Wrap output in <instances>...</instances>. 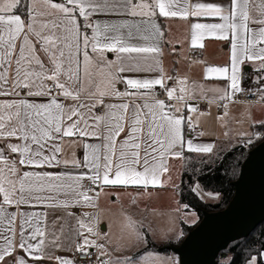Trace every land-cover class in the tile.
<instances>
[{"label": "snow or ice", "instance_id": "1", "mask_svg": "<svg viewBox=\"0 0 264 264\" xmlns=\"http://www.w3.org/2000/svg\"><path fill=\"white\" fill-rule=\"evenodd\" d=\"M173 4L179 5L180 0H121V6L132 16L149 18L141 24L149 26L153 37L162 36L159 26L151 20L156 9L162 17H220L223 23L192 25L193 45L205 35L228 40L231 34L230 64L207 68L208 73L228 81L220 99L231 100L241 92L244 75L251 68L257 73L256 83L264 85V0H229L226 5L197 2L190 7L188 0H183L184 6L177 10H172ZM25 9L26 16L22 17ZM97 9L96 0H31L27 6L22 0H0V96L17 97L0 101V264H42L46 259L74 264L51 254L54 248L63 250L65 217L49 221V213L25 212L22 205L42 204L62 210L78 225L74 232L83 243L73 241L76 251L90 256L87 248L95 247L100 256H106L105 245L90 238L99 235L92 224V214L84 213L85 220L73 216L67 211L69 208L95 207L99 193L96 197L89 195L95 191L93 185L101 190L117 185L163 187L161 177L169 172L166 157L183 158L185 146L188 152L213 150L212 145L185 141L184 117L175 115L179 108L166 105L152 92L154 86L160 85L170 100L191 99L185 81H180L185 85L180 95H174L176 89L167 87L163 75L125 81L121 75L124 72L152 70L151 65L141 67L140 58L134 54L161 53V49L135 46L120 35L111 34L129 27L127 39H131L141 32L140 25H105L101 31L99 23L93 25L90 19ZM99 10L104 11L105 7L99 6ZM78 17L83 18L84 28L92 29L91 36L81 32ZM101 36L109 42L102 43ZM107 53H114L115 60H109ZM118 84L136 91L121 92ZM23 90L27 91L21 96ZM61 96L74 103L65 104L59 99ZM27 97L49 99L35 102ZM129 97L142 103L123 102ZM110 98L122 102L106 103ZM261 99L264 100V89ZM98 108L105 110L103 114L96 112ZM126 124L128 133L117 145V137L125 131ZM73 136L96 137L101 143L83 144L88 150L83 162L58 157L63 148L57 140ZM69 165L89 169L91 174L71 176L24 170ZM60 194L64 199H60ZM13 208L15 211L10 210ZM100 264H110V259L101 260ZM124 264L133 262L126 258ZM249 264H257V259L253 257Z\"/></svg>", "mask_w": 264, "mask_h": 264}, {"label": "crops", "instance_id": "2", "mask_svg": "<svg viewBox=\"0 0 264 264\" xmlns=\"http://www.w3.org/2000/svg\"><path fill=\"white\" fill-rule=\"evenodd\" d=\"M24 1V2H23ZM62 2V0H61ZM134 3H140L141 0H133ZM149 3L153 0H148ZM213 3L217 5H226L229 0H188L189 7L195 3ZM23 5L27 6L31 4V0H22ZM98 9L94 12L90 19L93 25L99 23L101 31L105 25H120L127 23L129 26L140 25L141 32L134 35L133 38L127 39V33L129 27L120 28L119 33H111L112 35H120L125 38L126 42L135 46L142 47H159L161 53H142L134 54L140 58V66L147 67L151 65L152 70L142 71H129L124 72L121 75L125 81L127 79H157L161 75L165 77V83L169 89H176L174 95H180L182 85L180 81H185L189 94L194 100H208L211 103L210 111L206 114L191 111L193 105H189V110L186 108L183 100L177 101L176 108H179L175 115L184 117V123L186 116L190 115L195 124L201 127L200 132H193L187 134L184 130L185 141L191 140L193 144L200 145H212L213 150L211 153H196L188 152L185 146L183 158H175L168 156L165 158L166 163L169 165V172L165 173L161 180L164 181L163 187H153L149 185L147 188L142 185H117V186H106L101 190L99 187L89 193L90 196L96 197L99 193L98 199H95V207H74L69 208L67 211L71 212L73 216L85 218L84 213H90L94 217L92 224L98 231V236H92L91 239H96L97 243H103L105 245L106 256H100L99 250L95 247L87 248V250H94L101 260H109L110 264L115 262L116 249L112 245L111 240L107 239V234L110 230L116 233H122L120 225H129L134 233L136 239L141 241L142 230L146 229L150 238H153L152 228L155 230L160 229L164 232V235L169 234L170 225L172 219L176 216V223L178 230L176 237H168V242L173 244H179L186 237L182 225L196 226L200 221V217L194 213L193 210L187 209L185 205L181 203V186L182 176L185 171L186 158L187 156H197L203 158H213L217 156H223L234 149L242 146L243 140L250 138L255 130L260 131L264 128V104H244L237 103L234 98L244 92H259L258 89L261 84L256 83L257 73L255 68H251L245 73L242 81V91L236 93L231 100H222L220 96L223 94V90L228 84V81L224 78H219L216 73H208L207 68L209 67H225L230 64L231 55V34L229 33L228 40L216 39L212 36L205 35L201 40L197 41L196 45L192 44L193 29L192 25L195 23L201 24H212V23H223L220 17H193L188 16L187 18L177 17H162L159 15V10L156 9V15L151 17V20L155 22L162 33V36L153 37L152 30L148 25L141 24V21L148 20V17L143 16H132L129 11L121 6V0H108L105 5V0H96ZM99 6H104L105 10L100 11ZM183 0H180V4L172 5V10H177L178 7H183ZM22 17L26 16V9L21 13ZM78 22L81 23V32L87 33L89 36L92 35V29H86L83 27V18L78 17ZM255 27V25H253ZM145 28H149L148 31H144ZM135 32V28H132ZM148 37V39H144ZM101 42L104 41L103 36L99 37ZM202 45V46H201ZM89 54L91 48H88ZM41 58L44 59L47 64V59L43 53H40ZM109 60H115L114 53H107ZM149 57L144 60L143 57ZM154 57V59H152ZM82 58V57H81ZM162 69V72H161ZM172 77V79H167ZM51 84V82H49ZM196 86V87H194ZM118 89L123 91L135 92V89L129 88L126 84H118ZM23 90L21 96L24 95ZM147 91V90H141ZM153 94L160 100L162 95L167 96V93L160 85L154 86L152 90ZM261 93V92H260ZM17 97L11 96H0V101L7 99H16ZM30 101L35 102H47L48 97H27ZM65 104L74 103L71 100L65 101L61 96L59 97ZM226 101L223 105V112H218L217 108L220 102ZM122 101L118 98L106 99V103H121ZM123 102H135L142 103L141 100H134V98H126ZM226 105V107H225ZM194 109V108H193ZM105 110L103 108L96 109L98 114H103ZM131 115V110H129ZM75 119V117H74ZM70 123V122H69ZM91 123V121H90ZM264 132V131H262ZM128 133V125H125V131L120 133L117 137V145L124 140ZM203 133V135H201ZM17 143L18 141H13ZM57 143L62 145V153L57 154L62 159L69 161L76 159L83 162L84 157L88 154V150L83 147V144H100L101 140L96 137H65L63 141L57 140ZM28 171H46L53 173H66L71 176H76L81 173H90L89 169L86 168H72L69 165L67 168L64 167H53V168H26ZM138 170L142 171V168ZM84 184H88L87 180L83 181ZM47 195V193H45ZM172 198V201L170 200ZM60 199H64L63 194H60ZM172 202V204H171ZM171 204V205H170ZM171 206V207H168ZM15 211V209H10ZM21 210L25 212H47L48 220L51 221L58 216H64V243L63 250L61 248H54L51 250L53 257H63L74 261V264H78L76 260V241L83 243L82 238H78L75 235L74 229L78 228L76 220L72 217L67 216L62 210L49 209L44 207L42 204H37L34 207L22 205ZM170 213V214H168ZM171 215V216H170ZM194 215V216H192ZM187 217H190L187 219ZM123 220V222H122ZM121 221V222H120ZM155 225V227H150ZM157 226V228H156ZM159 227V228H158ZM112 228V229H111ZM137 232L139 233V239L137 238ZM85 235L88 233L85 231ZM121 235V234H120ZM114 236L117 237V234ZM68 237H71L70 239ZM177 240V241H175ZM131 252V250H130ZM152 252L148 251L143 256L138 257L135 263H139L141 258L151 256ZM165 262L167 264H174V258L171 255H164ZM256 259L257 257L254 256ZM264 260V253L262 255ZM150 263V261H149ZM249 263V262H248ZM247 263V264H248ZM42 264H57L55 259H46ZM100 264V263H99ZM258 264V259H257Z\"/></svg>", "mask_w": 264, "mask_h": 264}, {"label": "water", "instance_id": "3", "mask_svg": "<svg viewBox=\"0 0 264 264\" xmlns=\"http://www.w3.org/2000/svg\"><path fill=\"white\" fill-rule=\"evenodd\" d=\"M233 186L234 196L225 209L204 211L179 245L165 247L179 264H218L231 243L248 238L264 223V141L249 151Z\"/></svg>", "mask_w": 264, "mask_h": 264}, {"label": "trees", "instance_id": "4", "mask_svg": "<svg viewBox=\"0 0 264 264\" xmlns=\"http://www.w3.org/2000/svg\"><path fill=\"white\" fill-rule=\"evenodd\" d=\"M260 131H264L261 128ZM249 153L243 146L222 156L215 168L203 166L198 172L189 174L186 169L182 176L181 203L189 210L196 212L200 220L203 212H217L225 209L234 196L235 182L240 174L242 163ZM193 157V156H187ZM198 183L206 192L219 195L217 202L203 201L193 190V186ZM200 222V221H199ZM197 226V225H196ZM196 226L188 227L183 225V231L187 235ZM147 246L139 251L135 257H139L145 252L154 251L167 253L164 246H159L152 242L150 236L146 234ZM264 223H262L248 238L235 241L229 245L227 250L222 252L218 258V264H247L254 256L258 259V264H264Z\"/></svg>", "mask_w": 264, "mask_h": 264}, {"label": "rangeland", "instance_id": "5", "mask_svg": "<svg viewBox=\"0 0 264 264\" xmlns=\"http://www.w3.org/2000/svg\"><path fill=\"white\" fill-rule=\"evenodd\" d=\"M262 89H264V85H261L259 87V89H258L259 93L261 92ZM221 159H222V156H217V157H213V158H203V157H197V156L187 157L185 169L189 174H192L194 172H198L200 170V168H202L205 165L212 167V168H215ZM193 190L205 202H213L214 203V202H217L219 200L218 194L204 191L203 188L198 183H196L193 186ZM170 200L172 201V198ZM171 204H172V202H171ZM168 207H171V206H168ZM192 212H194V211H192ZM168 214H170V213H168ZM190 214H197V213L194 212V213H190ZM192 216H194V215H192ZM189 218L190 217H187V219H189ZM171 219H172V224L170 225L171 231L167 235H164L163 234L164 232L161 229L159 231L158 229L155 230L154 228H152L153 238L151 240L153 243H155L159 246H164V247L170 246V245H179L181 243L180 242L179 244H173L171 242H168V240H166V239H168V237L176 235L177 230H178V225L176 223V216L174 218H171ZM122 222H123V220H122ZM183 225H182V227H183ZM120 227L122 228V233H119V232L116 233V232H113L112 230H110L109 234L106 235L107 239H110L112 245H114V248L116 249V254H117L115 257V262H112L111 264H118V262H119V264H124V261L126 258H130L132 260L133 264H167V262H165V259H163L164 258L163 256L166 254L171 255L174 258V264H179L178 257L170 251H168L167 253L151 251L152 252L151 256L143 257V258H141V261L139 263H135V261H137V259H138V257H135V255L139 251L146 248V246H147L146 234H148V232L146 231V229H143L142 230L143 233L141 235L142 236L141 241L138 242V240L136 239V234L134 233V231L132 230V228L129 225L124 223V224L120 225ZM150 227H155V225L153 226L150 224ZM188 227H193V226H188ZM156 228H157V226H156ZM115 234H117V237L114 236ZM174 237H176V236H174ZM175 241H177V240H175ZM130 250H131V252H130ZM141 256H143V254ZM141 256H139V257H141ZM149 261H150V263H149Z\"/></svg>", "mask_w": 264, "mask_h": 264}, {"label": "built area", "instance_id": "6", "mask_svg": "<svg viewBox=\"0 0 264 264\" xmlns=\"http://www.w3.org/2000/svg\"><path fill=\"white\" fill-rule=\"evenodd\" d=\"M164 89V88H162ZM162 100L165 101L166 105H175V99H169L168 97L162 95ZM234 101L237 103H244V104H257L263 103L264 100L261 99V93L253 91V92H244L234 98ZM183 102L186 105V108H189V105L192 104L193 108L196 112L206 114L210 111L211 103L208 100H194V99H185ZM226 101L220 102V105L217 108L218 112H223V105ZM176 107V105H175ZM168 109L166 108V111ZM189 110V109H188ZM184 130L187 134H191L193 132H200L201 127L194 123L192 117L190 115L186 116L185 123H184ZM264 141V132L255 130L253 135L243 140L242 146L246 150H251ZM95 190L98 188L95 185L92 186ZM90 253V256H86L82 253H77L76 260L78 264H99L101 259L98 257L97 253L94 250H87Z\"/></svg>", "mask_w": 264, "mask_h": 264}]
</instances>
